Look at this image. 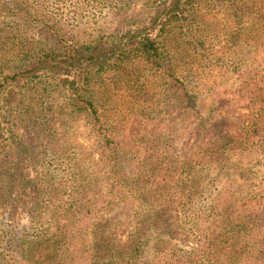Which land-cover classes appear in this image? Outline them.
<instances>
[{
  "label": "trees",
  "instance_id": "trees-1",
  "mask_svg": "<svg viewBox=\"0 0 264 264\" xmlns=\"http://www.w3.org/2000/svg\"><path fill=\"white\" fill-rule=\"evenodd\" d=\"M263 1L149 0L91 41H0L1 160L9 108L53 87L99 155L65 152L0 264H264V55L255 70L242 49L264 47Z\"/></svg>",
  "mask_w": 264,
  "mask_h": 264
},
{
  "label": "rangeland",
  "instance_id": "rangeland-1",
  "mask_svg": "<svg viewBox=\"0 0 264 264\" xmlns=\"http://www.w3.org/2000/svg\"><path fill=\"white\" fill-rule=\"evenodd\" d=\"M148 1L31 0L34 6L27 10L21 0H8L9 9L6 8L1 16L0 28L11 34L0 35V41L12 44L11 41L19 36L30 37L50 48L59 41L58 36L52 35L79 42L91 41L123 26L128 19L142 18ZM27 12L34 18L27 16ZM47 20H50V26L55 25L54 21L58 25L54 29L48 28L44 22ZM242 45L246 58L251 64L253 62L252 68L258 70L260 66L255 61V53L262 58L264 47L255 49L248 42ZM123 93L121 91L115 99L119 98L120 104L131 107L128 94L120 97ZM68 103V92L53 87L42 97L32 93L30 99L14 104L7 111L10 141L19 149L18 156L13 159L1 160L0 154V250H6L9 256L16 257L11 255L13 249H9L12 239L20 238L23 229H36L40 212L51 205L47 204L49 199L43 192L37 193L35 188L57 176L59 164L68 156L65 152L71 156L78 153L76 157L83 160L87 156L86 164L99 159L91 132L84 121L75 123L71 120ZM186 227L184 225L182 229Z\"/></svg>",
  "mask_w": 264,
  "mask_h": 264
}]
</instances>
